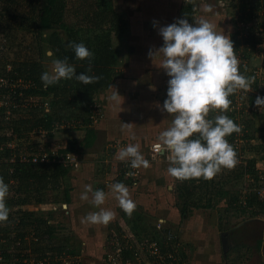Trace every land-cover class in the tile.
I'll return each instance as SVG.
<instances>
[{"label":"rangeland","instance_id":"1","mask_svg":"<svg viewBox=\"0 0 264 264\" xmlns=\"http://www.w3.org/2000/svg\"><path fill=\"white\" fill-rule=\"evenodd\" d=\"M107 1L126 19L127 26L122 34L118 36L112 34L111 36L117 61L111 84L97 94L103 108V116L94 123L98 138L92 146L86 148L77 143L75 152L80 160H85L84 172L94 171L95 165L91 159H99L102 163L99 167H104V173L100 180L113 182V184L123 182L129 188L131 198L139 205L129 216L117 203L119 208L118 212L115 211L114 220L107 225L100 224L97 228H90V231L94 230L92 241L83 239L84 241L77 242L73 236L76 227L71 218L72 213L77 211L76 206L73 205L72 209L70 202L64 201L56 204L49 203L46 209L53 210L50 219L56 228L54 235L66 236L63 233L60 234L59 228L62 225L68 235L65 245L70 247L73 252L79 253L83 264H112L108 260V256L112 257L113 255L112 241L114 239L112 238L115 237L116 228L121 227L119 222L123 220L124 214L129 220L135 218V215H139L144 219L145 227H154L162 219V226L170 225L174 231H177L180 244L189 254V264H264V213L255 215L249 208L239 206L237 203L230 204L229 194L216 195V190H214L209 207L204 205L189 206L186 211V215H189L186 221H181V223L173 221L170 213L173 209L172 205L179 209L186 205V197L178 191L177 179L167 172L169 167L167 153L156 155L155 159L151 154L152 144L158 142L159 134L170 126L174 118L166 111L161 110L167 99L170 77L163 68L156 65L160 63L162 57L153 61L148 55L150 49H158L164 43L163 37L159 34L160 27L174 23L179 18H187L190 23H194L193 17H201L215 23L217 30L230 35L233 42L232 34L238 31L235 38L241 39L242 42L239 46L234 43V48L241 62V71H245L246 68L247 75L255 76L254 84L260 87L264 86V32L261 35L263 44L256 45L254 49L250 50V46L249 49L245 47L246 43L244 42L249 31L257 32L256 23L264 22V15L262 14L253 21H242V15L248 12L257 0ZM71 6L73 9L79 5L76 3ZM206 8H210L211 11H206ZM259 11L263 12V10ZM260 27L264 28V25L261 24ZM98 35L102 36L100 30L91 32L93 46L98 43ZM2 36L3 34L0 33V40ZM50 61L52 62V60ZM51 67L52 63L47 66L48 71L51 70ZM255 70L260 72L259 75L254 74ZM251 87L252 91L250 92L239 91L234 96L230 110L223 114L231 118L232 109L239 110L242 106H245L247 111L251 109L255 111L256 108L260 110L255 102L250 103L249 101L251 93L258 94L254 85ZM116 90L121 95L120 106L109 100L111 94ZM219 114H222L220 110L212 111L209 118H214ZM249 114L252 117L254 114L256 115L254 117L257 126L264 125V116H259L258 110ZM239 115L241 113L236 112V118L240 117ZM239 119L241 120V117ZM123 122L133 124L131 132L121 130ZM243 125L242 122L239 124L241 128ZM256 133L258 134V131ZM58 138L64 137H56L50 142L55 144ZM66 139L69 138H64V140ZM135 143L140 144L141 152L149 160L151 166L139 168L137 182L133 183L132 178L121 174L126 162L116 160L112 164L111 159L109 161L106 159L111 158L116 148ZM235 148L242 152L241 139ZM246 154L258 158L256 171L259 180H256V173L250 171L238 177L235 175L239 164L245 162L243 161L245 159H242L240 155H237L239 162L236 167L231 170L223 169L215 176V180L218 184L220 183L222 189L234 192H245L246 189L250 190L257 185H262L261 189L264 193V161L259 157V152L255 153V150L249 149V147ZM114 159L116 158L114 157ZM80 166L81 163L77 167H72V172H78ZM69 185L70 183L66 184V186ZM141 194L146 199H142L140 202L137 197H140ZM195 194L194 198L197 197L198 191ZM63 203H67L66 206ZM71 203L73 204V201ZM178 213L180 215V211ZM95 230L98 232L95 233ZM133 235L135 236V233ZM136 238L138 239L137 235ZM117 256L116 264H134L123 262L122 253ZM145 258L146 254L142 253L141 260H137L136 264H146Z\"/></svg>","mask_w":264,"mask_h":264},{"label":"trees","instance_id":"2","mask_svg":"<svg viewBox=\"0 0 264 264\" xmlns=\"http://www.w3.org/2000/svg\"><path fill=\"white\" fill-rule=\"evenodd\" d=\"M78 3L77 8L71 9L72 4ZM264 0H257L256 3L250 7V10L242 15V21H253L254 19L264 15ZM258 28L264 22L256 23ZM127 26V21L122 14L114 9L107 0H0V33L3 34L0 40V74H9L17 72L26 78H31L35 81L36 87L29 90L40 96H45L50 100V109L48 111L44 109H28L27 111L16 112L13 118L6 120L3 117L1 123L6 128L17 132L19 139L28 137L27 144L40 145L39 142L43 140H37L36 137L43 138L44 135L36 128H44L47 130V134L51 137L54 134V130H67V129H84V135L82 138L72 137L68 140H57L56 145L60 144L64 151H75L76 144H81L83 147H90L93 145L97 138V130L94 126L96 122L93 118V103L99 102L97 94L100 90H103L111 84L115 75V63L116 50L112 45L111 36L120 35L124 32ZM255 28V29H256ZM101 31L102 36L98 35V43L92 45V31ZM253 32L249 31V34L244 38L245 47L250 50L254 49L256 45L261 42L264 31ZM238 35V31L233 33L234 43L239 46L242 40L235 38ZM100 36V37H99ZM83 42L93 53L94 58L91 61L92 72L89 75H95L101 77V79L92 84H83L75 79L61 80L55 85L45 87L41 74L47 71V67L44 64L45 60L63 59L69 58V62L73 63L76 67L77 73L87 72L89 60H76L75 54L71 48L67 47L69 42ZM4 44L1 47V44ZM246 49V48H245ZM51 51L53 55L50 57L46 53ZM10 64L12 69L7 70V65ZM257 89L258 94L251 93L249 101L254 103L257 96L264 98V86H258L253 84ZM236 95V94H235ZM231 96L232 104L234 102V96ZM100 103V102H99ZM230 105V108L232 107ZM101 105V104H100ZM252 107V106H251ZM103 112V108L101 105ZM232 109L231 119L238 125L242 122L241 135L239 133H233L227 137L229 142L236 147L239 139L243 143V150H236L237 155H240L242 159H245L244 163H240L235 175H244L247 171L256 173V180H259L257 174L256 163L258 158L256 156H248L246 150H255V153L259 152V157L264 161V125L257 126L255 124V117H252L250 112L258 110L259 116H264V112L258 108L246 110L245 106ZM236 112L241 113L236 118ZM2 114V113H1ZM253 115V114H252ZM3 116V114H2ZM79 120L73 127L56 128L57 121ZM258 131V134L256 133ZM32 132V133H31ZM33 134V140L29 139V136ZM11 136L3 134L1 139L3 142L8 141ZM258 142H257V141ZM42 144V143H41ZM236 149V148H235ZM15 153L20 149L13 150ZM12 149L5 147L0 151V176H2L6 183L10 185L11 179L16 181V189L10 188L11 192L7 198V205L9 208L25 204L27 202H37L41 204H56L58 202H70V189L66 186L65 178H69L72 173V167L65 166L59 160H49L43 162H30L21 161L18 158L11 160ZM244 152V153H243ZM244 158H243V157ZM127 168L124 167L121 174L125 176ZM29 178H34L40 183V190L36 189L34 196L29 194L20 195L18 189H21ZM48 179L51 181V188L48 192L44 191L43 182ZM214 177L211 180L191 179L180 181L177 179L178 191L185 195L186 205L179 207L180 216L186 217V211L189 206H210L212 200V193L215 191L216 195L224 196L230 195V204L237 203L239 206H243L252 210L253 214L264 213V195L261 193L262 185H257L245 192H234L231 190H225L220 187V183L215 180ZM14 180L12 182H14ZM11 185H14V183ZM46 188V187H45ZM60 191V193H59ZM62 191V192H61ZM198 191V195H196ZM17 193L16 197L14 194ZM45 213V214H44ZM47 213V214H46ZM53 210H47V212L39 211H13L10 212L9 219L15 215H19L22 219L18 227V235L24 234L23 229L26 226V220L34 219L37 223V227L43 228V231L54 234L56 228L54 224L48 223L50 217H52ZM49 216V217H48ZM144 219L142 216H135L131 220L124 214L123 220L119 222L120 228H116V233L124 246L122 252L123 262H127V259L131 263L136 264L135 258L136 245L128 240V234L133 232L135 236L140 238L157 239L161 243V251L163 253L173 252L179 257L180 262L175 264H189V254L185 251V248L179 242V234L174 231L170 225H164L161 228L144 226ZM173 231L176 235L173 240L168 239L169 232ZM167 238V239H166ZM66 238H63L65 240ZM24 242V240L22 241ZM177 243V244H176ZM12 242L9 241L8 246ZM46 251L49 245L43 243L40 246ZM146 254V264H171L173 260L165 255L163 259H157L156 256L150 254L147 251H143ZM5 256L9 257L11 253L4 252Z\"/></svg>","mask_w":264,"mask_h":264},{"label":"clouds","instance_id":"3","mask_svg":"<svg viewBox=\"0 0 264 264\" xmlns=\"http://www.w3.org/2000/svg\"><path fill=\"white\" fill-rule=\"evenodd\" d=\"M206 11L211 9L206 8ZM193 20L194 23H190L187 18H179L160 27L159 34L164 43L148 53L153 61L162 57L160 63L155 64L163 68L170 79L167 99L161 110L174 117L170 126L159 134V142L153 145V159L156 155L167 153V172L180 181L211 180L223 169L236 167L239 162L237 152L227 137L240 133L242 128L223 113L230 110V97L241 90L252 91L251 86L256 79L246 74V68L241 71V62L230 35L218 31L217 25L208 19L193 17ZM67 47L72 49L76 60H89L87 72L78 74L68 57L53 59L51 70L41 74L44 86L72 79L83 84L98 82L101 77L88 74L92 72L94 53L83 42L72 41ZM46 54L53 55L51 51ZM109 100L117 106L121 105L118 90L111 94ZM255 103L264 112V98L258 96ZM215 110H220L222 114L209 118L210 112ZM132 128V123L123 122L121 125L122 131L131 132ZM115 158L122 162L130 161L133 169L151 166L139 143L119 148ZM109 189L110 192H105L93 189L91 184L84 185L80 199L89 201L99 210L88 213L82 222L107 225L115 219L113 210L101 207L109 194L127 215H132L137 204L131 198L129 188L123 182H117L110 184ZM9 193V184L0 176V223L9 219Z\"/></svg>","mask_w":264,"mask_h":264},{"label":"built area","instance_id":"4","mask_svg":"<svg viewBox=\"0 0 264 264\" xmlns=\"http://www.w3.org/2000/svg\"><path fill=\"white\" fill-rule=\"evenodd\" d=\"M264 13V10H263ZM259 31H263V27L256 28ZM264 43V42H263ZM262 40L257 45L263 44ZM4 44H1L3 47ZM12 69L11 65H7V70L10 71ZM254 74L259 75V71L255 70ZM36 87V83L31 78H26L22 75L17 74V72L9 73V74H0V113L3 114V117L6 120L13 118V115L16 112L27 111L28 109H44L48 111L50 109V100L45 96H40L31 92L29 90ZM94 114L92 115L94 120L97 121L103 116V112L101 109V105L99 102H95L92 104ZM79 120L76 119H68L61 121H57L56 128H67L73 127L78 123ZM35 131L40 132L44 135L43 142H39L40 145H30L27 148L21 149L19 152L15 153L14 147V139H18V133L13 132V130L6 128V132L8 136L11 138L3 142L0 138V151L5 147H9L12 149L13 153L11 154V160L15 158L20 159L21 161H30V162H43L49 160H59L65 166L69 165L71 167H77L80 165L81 160L75 151H64L62 152L60 148H63L62 145L52 144L49 141V135L47 134V130L44 128H36ZM58 130H54V133ZM159 142V141H158ZM154 142L151 146V154L155 155L153 150V145L158 143ZM42 143V144H41ZM125 167L127 168L125 176L128 178H132L133 183L137 182V178L139 176V169H133L130 166V161L125 163ZM261 189V193H262ZM66 206V204H63ZM11 213L13 211L25 210L23 205L13 206L10 208ZM30 211V210H29ZM22 219L19 215H15L11 217V219L5 223H0V264H83L81 256L76 251H72L70 247L66 244V241L63 240L61 236H55L54 234L47 233L43 231V228L40 229L37 227V223L34 219H27L26 226L23 229V236L18 235V227L21 223ZM51 219L48 223L52 224ZM162 219L157 224L158 228H161ZM55 233V232H54ZM175 233V232H174ZM171 230L168 234V239L173 240L175 238V234ZM61 234V232H60ZM115 237L112 241L113 246V255L112 257L108 256V260L112 264H116L118 260V254L123 252L124 246L122 245L118 233H114ZM167 239V238H166ZM24 240V242H22ZM128 240L134 243L136 246L135 258L136 260H141V256L143 251H147L150 254L156 256L157 259H163L165 255L170 257L173 260V263L180 262L179 257L175 255L173 252L163 253L161 251V243L157 239L146 238H136L133 233L128 234ZM12 242L11 245H7ZM49 245V248L44 251L41 248V244ZM177 244V243H176ZM73 249V248H72ZM11 253L9 257L5 256L4 252ZM116 252V253H115ZM128 263H131L129 259H127ZM184 264V262L180 263Z\"/></svg>","mask_w":264,"mask_h":264},{"label":"crops","instance_id":"5","mask_svg":"<svg viewBox=\"0 0 264 264\" xmlns=\"http://www.w3.org/2000/svg\"><path fill=\"white\" fill-rule=\"evenodd\" d=\"M50 62H51L50 59L45 60L44 61L45 66L47 67L48 65H50L51 64ZM47 71H48V68H47ZM1 120H3V116L0 113V138L6 132V127H5V125L3 123H1ZM31 133L28 136H29V139L33 140L34 136H32L33 134H31ZM83 135H84V129L61 130V131L55 132L51 137H49V141L51 139H55L56 137L82 138ZM35 138L37 140H41V139L43 140V138H40V137H36L35 136ZM64 138H60V139L58 138V140H62ZM97 138H98V135H97ZM27 139H28V137L27 138L24 137V139H22V138L21 139H19V138L18 139L17 138L14 139V143H15L14 150H16V149H20L21 150V149L27 148L28 147ZM118 149L119 148H116L114 153L111 155V158H107L106 160L109 161L111 159L112 164L115 163V161L118 160V159H114L115 154H116ZM91 160L93 161L92 163H94V165H95V167L93 168L94 171H91V172L90 171H85L84 172L83 164H84L85 160L81 159V166L79 168V171L78 172L77 171H73L71 173L72 176H70L69 178H65L66 184L70 183V185L68 186L69 189H70V191H69L70 192V205H71L70 207H72L74 205V206H76V209H77V211L75 210L72 213V217H71L73 219V221H74L73 224L76 227V228L74 227L76 229V231L74 232L75 235H73V236H74V238H76L77 242L80 241V240H83V239L84 240H88V241H92L91 238L93 239L92 235L94 234V230L90 231V228H97V226L100 225V224H91V223H87V222H82L83 218L86 217L88 215V213L99 210V209L95 208L89 201H85V200H81L80 199V196H81V193L83 191L84 185L91 184L93 186V189H103L105 192H110L109 185L113 184V182L110 183L108 181H103L102 179H101L102 181L100 180V178L102 177V175L104 173V167L103 166L99 167V165H102V163H101V161L99 159L92 158ZM89 161L90 160H88L87 162H89ZM96 166L99 167V168H97ZM13 180L14 179H11L9 186H10V188L12 186V189H16V184H15L16 181L14 180V182H12ZM11 183L12 184L14 183V185H11ZM43 183L46 184V186L44 185V189L43 190L46 191V189H47L48 192H49V190L51 188V181L48 179L47 183H46V180ZM39 188H40V183H38L34 178H29L27 183H25V185L21 189H18V191H19L20 195L29 194L30 196H34V194L36 192V189H39ZM10 193H12L11 190H10ZM14 195L16 197L18 196L17 193H15ZM89 195L91 197V194H89ZM137 198L140 199L139 200L140 202H141L142 199H146L144 197V195H142V194H141L140 197H137ZM72 201H73V204L71 203ZM117 203H118V201L111 194H109L108 199L106 200L105 204L102 205L101 207L111 209L114 212L115 211L118 212V208L119 207H118ZM65 204H67V203H65ZM116 204H117V206H115ZM136 204L139 205L138 202ZM22 205H23L24 209L28 210V211L30 210V211H35V212H39V211L46 212L47 211V209H46L47 207L46 206L48 204H41V203H37V202L32 201V202H27V203L22 204ZM172 208L173 209H171L170 213H171V217H172L173 221H176V222L180 221V223H181V221H186L188 219L189 215L184 217V218H182L179 215V213H178L179 210L177 208H175L173 205H172ZM72 209H73V207H72ZM179 217H181L180 218L181 220L179 219ZM59 231H61V234L63 233L66 236H68L65 233L64 227L62 225H60ZM92 231H93V233H92ZM97 232L98 231L95 230V233H97ZM66 236H63V237H66Z\"/></svg>","mask_w":264,"mask_h":264},{"label":"bare ground","instance_id":"6","mask_svg":"<svg viewBox=\"0 0 264 264\" xmlns=\"http://www.w3.org/2000/svg\"><path fill=\"white\" fill-rule=\"evenodd\" d=\"M112 147V146H111Z\"/></svg>","mask_w":264,"mask_h":264}]
</instances>
